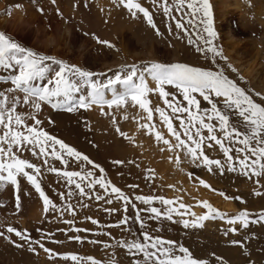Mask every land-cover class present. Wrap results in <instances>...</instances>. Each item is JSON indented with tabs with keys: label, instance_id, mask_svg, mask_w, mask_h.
<instances>
[{
	"label": "rangeland",
	"instance_id": "1",
	"mask_svg": "<svg viewBox=\"0 0 264 264\" xmlns=\"http://www.w3.org/2000/svg\"><path fill=\"white\" fill-rule=\"evenodd\" d=\"M137 2L149 10L157 26L156 29L147 23L142 14L138 13L133 18L123 6H118L112 0H55L54 3L53 0H12L13 5L8 9H17L21 5H26L28 15L40 30L39 34L42 37L50 38L58 32L62 38L65 29L71 30L76 43L68 46L71 49L68 50L65 48L63 38L59 55L53 54L54 47L41 51L40 45L25 43L18 35H12L2 28L0 32L5 33L22 47L40 55L53 57L65 64L90 71L96 74L93 79L101 81L114 77L121 69H123L121 74L124 75L130 70L127 66L136 65L140 68L154 62L184 63L204 70L220 72L242 88L256 103L264 106L262 80L264 71L259 72L258 76L253 74L249 76L246 71L250 64L247 63L249 57L242 56L240 71L228 61L227 48L223 46L225 41L218 27V15L212 0L209 2L212 5L214 30L217 33L213 44L219 55L196 52V45L187 43V37L175 28V21L165 17L162 10H156L152 0H137ZM243 3L249 10L248 17L255 22L259 21L255 18L257 16L247 4V0H243ZM173 15L179 16L175 12ZM259 29L262 30L260 34L263 35L262 26ZM258 36L256 32L250 31L249 39H258ZM25 37H28V34H25ZM98 41H107L112 47ZM149 42L154 44L155 59H149L147 54ZM85 54L90 58L89 61L82 58ZM254 62L259 64L258 70L261 67L264 69V62L261 64L260 59L256 57ZM45 63L51 64V61ZM112 63L115 66L105 68ZM52 67L58 68L57 65ZM9 74V71L0 69V77ZM253 76L258 79L255 80ZM147 82L151 88H155V83L150 77L147 78ZM9 86H11L10 82L0 80V90ZM165 88L176 95L177 102L186 104L177 89L171 86ZM119 90L120 87L117 85V91ZM81 94H86V91L76 95L78 97ZM110 94L111 92H106L105 95ZM17 95L22 98V94L17 93ZM195 95L201 101V112L205 108L210 109V105L203 101L202 97ZM148 99L151 101V109L154 110L157 106L165 108L158 93H149ZM213 100L217 98L213 97ZM218 107L223 109V104L218 102ZM17 110L22 113L30 111L23 105L18 106ZM166 111L170 112V109ZM36 116L42 122L40 127L49 135L58 138L93 161L90 165L65 156L64 159L68 163L64 165L49 157L51 166L68 171L82 169L91 171L93 177L89 179L102 176L111 185L119 188L136 208L129 204L125 212L124 201L118 200L115 194L111 193L110 188L106 193L99 185H95L92 190L86 188L88 195L84 197L75 194V187L67 184V178L48 171L43 166V158H37L31 152L25 151L22 158L41 166L42 174L37 176V181L45 196L56 205L57 210L45 212L40 194L22 175L17 178L18 190L16 186L5 185L3 190H0V233L3 234L0 235V264H76L74 261L63 259V254H75L84 258L80 260V264H91L86 259L88 257L94 258L100 264H133V261L142 260L141 254L133 256L117 244L120 240H143L140 224L135 221V215L136 209H146L148 206L135 200L138 195L173 200L172 207L185 213L181 217L174 212L173 219L169 221L163 217L148 219L149 213L141 211L140 215L145 221L143 231L151 236L175 241L177 245L187 248L193 258L206 261L207 264H264V221L259 220V214L264 211V176L249 178L242 174L239 167L234 172H228L225 157L219 146L213 148L205 146L204 152L209 158L218 159L224 164L223 174L215 166H212L213 171L210 172L208 167L203 165L202 160L193 162L183 150L175 148L176 141L169 136L159 115L153 112V120L149 122L147 114L138 105L134 107L130 100L120 108L113 106L109 109L103 106V112L98 105L68 112L43 104ZM172 122L174 127L180 130L179 120L173 118ZM231 122L236 124L237 118L232 116ZM28 123L32 124L33 121L29 119ZM144 124L155 125V130L162 133L173 145L172 149L170 150L169 145H165L162 141H157L154 132L141 127ZM240 130L244 131L243 128ZM203 134L207 135L206 130ZM217 135L222 136L219 132ZM182 138L186 139V137ZM177 155H179V163H177ZM232 155L235 156L236 153L233 152ZM100 168L104 170L103 173L100 172ZM27 171L32 172L30 169ZM200 180L205 181L210 188L201 185ZM70 190L73 195L69 197L67 193ZM256 192L260 195H256ZM61 194H64V198ZM96 194L104 196L105 199L96 200ZM17 195L19 208H17ZM236 197L240 199H235ZM108 198L112 199L111 204L106 203ZM204 201L221 213V216H214L208 212V209L202 207L201 202ZM181 203L186 206L185 209L179 208ZM68 204L74 206V216L66 210L65 206ZM224 205H230L232 208L227 206L224 209ZM152 206L164 208L159 200L154 201ZM106 209H116V211L109 212ZM240 211H247L249 220L257 222L249 223L246 228L240 222L234 225L228 224L227 220L238 215ZM202 215H209L210 218L199 221L201 227L185 228L178 222L186 219L191 225ZM89 217L97 220L98 223L92 224ZM125 217L128 218L127 224L119 225L118 222ZM65 220H72L73 223L66 224ZM8 227L22 232L25 239H21L15 233L7 232ZM125 228H130L131 231H125ZM229 228H235L237 231L227 232ZM73 229L85 231L76 232ZM75 236H80L82 239L79 241L69 239ZM91 241L99 243H91ZM233 241H238L239 244H234ZM104 244H108L109 247L105 248ZM44 248L59 255L50 256Z\"/></svg>",
	"mask_w": 264,
	"mask_h": 264
},
{
	"label": "snow or ice",
	"instance_id": "2",
	"mask_svg": "<svg viewBox=\"0 0 264 264\" xmlns=\"http://www.w3.org/2000/svg\"><path fill=\"white\" fill-rule=\"evenodd\" d=\"M54 2L55 0H53ZM112 2L117 3L118 6H123L133 18L138 13L142 14L147 23L156 29L157 26L153 22L149 10L137 0H112ZM152 3L156 10H162L165 17L175 21V28L183 32L189 45H196V52L220 54L213 44L217 33L214 30L212 5L209 0H171V3L169 0H163V2L152 0ZM174 12L178 13L179 16L173 15ZM157 34H159L158 29ZM98 43L112 47L107 41H98ZM45 61H51V64H47ZM52 65H57L58 68H53ZM127 67L130 70L124 75L121 74L123 71L121 69L116 72L114 77H108L106 81L93 79L96 74L75 65L65 64L53 57L40 55L22 47L5 33L0 32V69L10 72L8 76L0 77V80L10 82L11 85L0 90V190H3L5 185L16 186L18 190L17 178L22 175L40 194L45 212L57 210L56 205L45 196L37 181V176L42 174L41 166L22 158L23 152L27 151L37 158H43V166L48 171L57 173L62 178H67V184L69 186L74 185L75 194L84 197L88 195V192L85 191L86 188L92 190L95 185H99L106 193L110 188L111 193L115 194L118 200L124 201L125 212L128 210L127 206L132 204L119 188L111 185L102 176L89 179L93 177L91 171L83 169L81 171H68L51 166L49 157L64 165L68 163L64 159L65 156L74 158L77 162H87L90 165L93 164V161L58 138L49 135L40 127L42 122L37 118L36 113L41 110L43 104H48L53 109H64L68 112L98 105L101 106L103 112V106H107L109 109L113 106L120 108L130 100L134 107L138 105L147 114L149 122L153 120V112L157 113L169 136L175 139L174 147L183 150L193 162L202 160L203 165L207 166L210 172L213 171L212 166H215L221 174L225 171V166L220 160L211 159L204 152L205 146L208 148L219 146L225 157L228 172H234L239 167L242 174L249 178L264 176V106L256 103L232 80L220 72L204 70L184 63L163 64L154 62L140 68L136 65ZM148 77L155 83V88L149 86ZM42 81L46 82L40 83ZM117 85L120 87L119 91H117ZM165 86L177 89L186 104L177 102L176 95L167 91ZM82 91H86V94L77 97L76 94ZM106 92H111L110 99L106 98ZM153 92L158 93L165 108L160 106L154 110L150 108L151 101L148 99V95ZM17 93L22 94V98ZM195 94L202 97L203 101L210 105V109L205 108L201 112V101L197 99ZM213 97L217 100H213ZM218 102L223 104V109L218 107ZM21 105L27 106L30 111L27 113L19 112L17 109ZM166 109H170V112ZM232 116L237 118L236 124L231 122ZM173 118L179 120L180 130L174 127ZM29 119L33 121L32 124L28 123ZM141 127L154 132L157 141H162L165 145H169L170 150L172 149L173 145L164 138L162 133L155 130V125L144 124ZM241 128L244 131H241ZM205 130L206 136L203 134ZM217 132L221 133L222 136H218ZM182 137H186V139ZM233 152L236 153L235 156L232 155ZM176 159L179 163V155ZM94 167L98 166L94 165ZM29 169L32 170L31 173L27 171ZM103 171L100 168V172L103 173ZM199 183L210 188V185L203 180H200ZM255 194L260 195L259 192ZM67 195L70 197L73 192L70 190ZM220 195L223 196L224 193H220ZM61 197L64 198V194H61ZM89 198L91 197L89 196ZM95 199L102 200L105 197L96 194ZM235 199L239 200L240 198L236 197ZM16 200L17 208H19L18 195ZM135 200L148 206L146 209H136L135 215V221L140 224L143 240L117 241L118 246L125 248L129 254L133 256L142 255L143 259L133 261V264H207L206 261L193 258L187 248L177 245L175 241L153 237L148 232L143 231L145 221L140 215L141 211L149 213L148 219L163 217L169 221L173 219L174 212L181 217L185 215L184 212H179L172 207L174 205L173 200L143 195L136 196ZM156 200H159L164 208L152 206ZM112 202L111 198L106 199V203L111 204ZM201 206L208 209V212L214 216H221V213L212 208L206 201L201 202ZM65 207L70 214L75 215L73 205L68 204ZM132 207L135 209V204H132ZM179 208L185 209L186 206L181 203ZM106 211L114 212L116 209H106ZM209 218V215H202L191 225L186 219L178 222L182 223L185 228L189 226L201 227L199 221ZM88 219L94 225L98 223L95 219L90 217ZM259 220L264 221V211L259 214ZM127 221L128 218L125 217L118 223L119 225H126ZM237 222L246 228L249 223H256L257 221L249 220L247 211H240L238 215L227 220L230 225ZM64 223L71 225L73 221L65 220ZM73 230L76 232L85 231L84 229ZM124 230L131 231L130 228ZM236 231L235 228L227 229V232L234 233ZM7 232L15 233L21 239H25L23 233L13 227H8ZM104 234L108 235L109 233ZM0 235L3 234L0 233ZM69 239L79 241L82 238L75 236L69 237ZM91 243L99 242L91 241ZM233 243L239 244L238 241H233ZM104 247L107 248L109 245L104 244ZM44 251L50 256L59 255L52 253L47 248H44ZM63 259L80 264V260L84 258L75 254H63ZM86 259L91 264H100L92 257Z\"/></svg>",
	"mask_w": 264,
	"mask_h": 264
},
{
	"label": "bare ground",
	"instance_id": "3",
	"mask_svg": "<svg viewBox=\"0 0 264 264\" xmlns=\"http://www.w3.org/2000/svg\"><path fill=\"white\" fill-rule=\"evenodd\" d=\"M212 1L215 12L217 11L218 15V27L221 29V34L225 41L223 46L227 48L226 56L229 59L228 61L238 67V70L240 71V69H242L240 64L243 60L242 56L245 58L249 57L250 59L249 61L247 60V63L250 64H248V69L246 70L247 74L249 76L251 74L254 76L260 75L259 72L262 70L264 71V69L261 67L260 70H258L257 67L259 64L254 61L257 57L261 60V64L264 62V0H247V4L254 11L255 16H257L255 18H258L259 20L256 22L248 17L249 10L245 7L243 0ZM12 5V0H0V28L5 29L8 33L18 35V37H20L25 43L29 42L33 45H40L41 51H47L49 48L51 49L54 47L53 51L51 50L54 55H59L58 53L62 49L61 41L63 38L65 48L68 50H71L69 47L76 43L75 36L71 33L69 28L65 29L62 38L58 32L50 38L42 37V35L39 34L40 30L28 15L29 11L26 5H21V7H18L17 9H8ZM5 14L8 15L6 16ZM261 26L263 28V35L260 34V31L262 30H260L259 27L261 28ZM250 31L256 32V36L260 34L258 39H249ZM25 34H28V37H25ZM154 52V44L153 42H149V46L147 47L149 59H155ZM82 58L86 59V61L90 60V58L87 57V54L83 55ZM113 65L115 66V64L112 63L111 65L105 66V68ZM243 69H246V67H243ZM244 73L246 74V72ZM254 76L253 78L257 80L258 78L256 79ZM262 77V80L264 81V75ZM106 98L110 99L111 94L109 96L106 95ZM227 206L232 208L230 205H224L223 208L225 209Z\"/></svg>",
	"mask_w": 264,
	"mask_h": 264
}]
</instances>
